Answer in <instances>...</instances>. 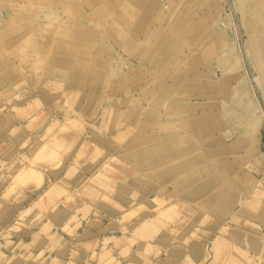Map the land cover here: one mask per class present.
Returning a JSON list of instances; mask_svg holds the SVG:
<instances>
[{
    "label": "rangeland",
    "instance_id": "1",
    "mask_svg": "<svg viewBox=\"0 0 264 264\" xmlns=\"http://www.w3.org/2000/svg\"><path fill=\"white\" fill-rule=\"evenodd\" d=\"M4 69L0 116H17L29 135L0 144L10 151L0 162V264H154L157 236L169 241L186 218L165 192L127 202L121 222L137 216L134 226L114 228L119 212L100 217L104 242L96 232L74 239L77 227H90L98 203L132 200L119 186L136 174L172 189L178 173L165 172L179 171L181 152L210 163L228 150L251 180L209 251L216 264H264V0H0ZM33 167L42 183L18 179ZM70 216L72 229L60 224Z\"/></svg>",
    "mask_w": 264,
    "mask_h": 264
},
{
    "label": "crops",
    "instance_id": "2",
    "mask_svg": "<svg viewBox=\"0 0 264 264\" xmlns=\"http://www.w3.org/2000/svg\"><path fill=\"white\" fill-rule=\"evenodd\" d=\"M4 71H6V69L0 70V82L4 81L5 79L11 80L3 78L4 75L1 76ZM7 90H9L8 87L4 88V85H0V103L3 102L2 98H5L9 93ZM188 107H191V105H188ZM0 118V144L3 142L7 143L6 148L8 150L12 148V146H20L21 143L25 142L29 132L25 130L23 126H20L21 123L19 122V118L17 116H14L12 113L7 111L3 113ZM211 121H213V119ZM25 126H27V124ZM16 127L18 128L17 133L13 135L11 132L13 128L15 129ZM193 128L198 129L197 126H194ZM180 139V145L187 143V133L181 132ZM197 144L199 145V143L195 142L194 145ZM255 145V142L252 140H246L244 147L246 154L252 155L255 150ZM196 149H193V152H195ZM229 152L230 151L228 150L226 156L228 157L227 159H222L221 161V159H216L215 157V162L210 159V163L204 161L205 153L203 152L199 154H188L187 152H181L178 159L179 171L174 170L173 173L170 172V169L169 172H165V175H167L169 178L178 173L177 176L179 177V186L172 187V189H167V185L163 184L164 186H161L156 183L155 178L149 177L147 179L144 175L142 177H144L146 181L145 183H140V176L136 174V176L132 178L131 188H125L123 185L119 186V189L121 187L120 193H122V190L126 189L132 194V200L126 201V199H123V197L120 198L117 196V199H115L117 204L111 203V205L107 203H98L95 207V212L97 213L96 217L90 216L85 222V224L89 223L88 226L90 227L84 229L82 234V232L78 231L80 228L78 226L74 239L86 240L87 238L84 237L85 235H92L94 232H96L98 235L97 239L104 242L106 238H111L112 236L107 235V233L104 232L105 228L108 226V223L103 222L100 217H106L108 214H118L119 212V224L115 223L116 226L114 228L118 227L119 230H122L124 227L131 225L134 226V218L137 216L121 222L123 219L121 218L120 214L123 215L130 210L129 207L128 209L125 207L127 202H130V206H132L134 202L140 200L142 197H146L148 194L152 195L153 193L165 192V196L168 199L177 198L179 200V204L185 210L184 215H186V218L180 223V225L171 228V230L169 229V231L167 230L170 237L169 241L157 236V240L155 241V244H153L156 246L154 250L155 254L153 252L152 254H149V257H151V259L153 258L152 260L154 264H216L214 261L216 250H213L212 247V252L209 251L210 243L213 242L214 245V241L218 238V236L220 238L221 234H218V232L221 231V228L229 224L231 217L241 204L242 197L244 195L243 193H245V189L247 187L245 182H249V180H251V178H248L249 174H246L243 169V163L241 165L239 164L237 167L236 162L234 164V160L230 155L231 153ZM9 154L10 151L6 150L0 153V162H5L4 158ZM187 156H189L188 158H191V161L193 160L188 174L184 169V162ZM242 156L243 155H239V159H241ZM255 161H257L258 164L261 162L259 159H256ZM222 162L224 163V166H220V163ZM223 178H228V184L223 183ZM36 184H38V182ZM26 188L28 189V187ZM2 189L3 193L0 194L4 196L3 194L7 193L8 187L5 186ZM23 190L26 192L24 187ZM59 199H61V197L57 198V200ZM60 204L61 202H57V205ZM70 219L71 216L67 219H64V221H62L60 224H63V227L65 225H69ZM83 219L85 221V218ZM32 220L27 221V223L25 222V227L33 222ZM79 221L82 222L80 219ZM93 223H97L96 230L92 229L91 225ZM73 225L74 224L71 223L69 228L72 229L76 226L75 225L73 227ZM215 236H217V238H215ZM262 238L263 236H260V238L257 239ZM87 240L90 241L89 239ZM64 243L65 241L60 243L58 249L64 245ZM125 246L123 245L121 247V251L125 248ZM135 246L137 245L134 244L133 248H135ZM160 247L164 248L162 250L163 253L156 254V249ZM262 254L264 256L263 248H261L260 255ZM211 257H213L212 260ZM122 264H124V262ZM131 264H134V262Z\"/></svg>",
    "mask_w": 264,
    "mask_h": 264
},
{
    "label": "bare ground",
    "instance_id": "3",
    "mask_svg": "<svg viewBox=\"0 0 264 264\" xmlns=\"http://www.w3.org/2000/svg\"><path fill=\"white\" fill-rule=\"evenodd\" d=\"M43 145V144H42ZM48 146V145H47ZM47 146H45V147H47ZM45 147H44V149H43V151H45L46 149L49 151V149L51 148V147H47L46 149H45ZM42 148H40V150H41ZM46 150V151H47ZM50 150H54L53 148L52 149H50ZM42 151V150H41ZM49 152H52V151H49ZM54 152V151H53ZM19 176V177H18ZM17 177H18V179H20L21 178V180L22 181H25L26 183H28V182H30V181H32V180H37V182L38 183H42L43 182V175H42V173H40V171H39V169H37L36 167H33V168H29V169H27V168H25V170L24 169H20L19 171H17ZM20 180V181H21ZM45 185V184H44ZM52 187L53 186H51L50 187V189H52ZM49 192V188H47L46 189V192ZM156 199H158V200H160L159 199V197H158V195H156V197H155ZM40 200V199H39ZM161 201V203H163V201L162 200H160ZM176 207H177V205L176 204H171L170 206H168V207H163L164 209H163V211L164 212H172V211H175L176 210ZM162 208V207H161Z\"/></svg>",
    "mask_w": 264,
    "mask_h": 264
}]
</instances>
